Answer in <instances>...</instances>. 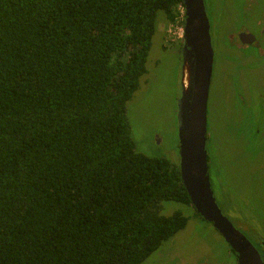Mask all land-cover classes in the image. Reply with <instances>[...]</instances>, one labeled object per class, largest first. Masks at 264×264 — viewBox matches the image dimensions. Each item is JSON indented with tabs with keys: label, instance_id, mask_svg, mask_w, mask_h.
<instances>
[{
	"label": "trees",
	"instance_id": "1",
	"mask_svg": "<svg viewBox=\"0 0 264 264\" xmlns=\"http://www.w3.org/2000/svg\"><path fill=\"white\" fill-rule=\"evenodd\" d=\"M183 10L0 0V264H141L186 226L161 213L192 207L179 165L138 151L126 114L158 12Z\"/></svg>",
	"mask_w": 264,
	"mask_h": 264
},
{
	"label": "rangeland",
	"instance_id": "2",
	"mask_svg": "<svg viewBox=\"0 0 264 264\" xmlns=\"http://www.w3.org/2000/svg\"><path fill=\"white\" fill-rule=\"evenodd\" d=\"M204 1L212 45L206 151L213 196L224 216L260 246L255 245L263 255L264 55L250 46L245 51L250 60L238 67L236 59L242 55L241 50L226 39L244 22V5L250 0ZM253 10L254 23H263L264 0H255ZM182 27L158 12L146 73L128 101L126 112L136 149L177 165ZM175 210L188 216L186 226L141 264H237L221 234L210 222L196 216L191 206L162 202V214Z\"/></svg>",
	"mask_w": 264,
	"mask_h": 264
},
{
	"label": "water",
	"instance_id": "3",
	"mask_svg": "<svg viewBox=\"0 0 264 264\" xmlns=\"http://www.w3.org/2000/svg\"><path fill=\"white\" fill-rule=\"evenodd\" d=\"M182 2V94L178 101L181 180L192 207L221 234L234 252L237 264H264V256L224 216L213 196L206 151L207 98L212 67L209 22L204 0Z\"/></svg>",
	"mask_w": 264,
	"mask_h": 264
},
{
	"label": "flooded vegetation",
	"instance_id": "4",
	"mask_svg": "<svg viewBox=\"0 0 264 264\" xmlns=\"http://www.w3.org/2000/svg\"><path fill=\"white\" fill-rule=\"evenodd\" d=\"M254 5H255V0H250V1L246 2V4L244 5L245 9L243 11L244 22L239 23V26L237 27L236 32H232L226 36V39H228L229 42H232L234 44V46H236V48L241 50L242 55L238 54L237 59H236V61L238 60V62H237L238 67L241 63H243V61L246 62V61L250 60L249 53H247V52L245 53V51L250 46L253 47L254 49H257L259 54L263 53V55H264V52L262 49V47H264V22L261 23L260 21L257 20L254 23L253 15L256 12L253 10ZM250 21H251V23H250ZM240 89L242 91V89H243L242 85L240 86ZM243 92L244 91H242V93ZM257 247L259 249H261L260 246H257ZM259 252L261 253L260 250H259ZM263 256H264V254H263Z\"/></svg>",
	"mask_w": 264,
	"mask_h": 264
},
{
	"label": "bare ground",
	"instance_id": "5",
	"mask_svg": "<svg viewBox=\"0 0 264 264\" xmlns=\"http://www.w3.org/2000/svg\"><path fill=\"white\" fill-rule=\"evenodd\" d=\"M184 82H186V77H187V71H186V68H185V71H184Z\"/></svg>",
	"mask_w": 264,
	"mask_h": 264
},
{
	"label": "built area",
	"instance_id": "6",
	"mask_svg": "<svg viewBox=\"0 0 264 264\" xmlns=\"http://www.w3.org/2000/svg\"><path fill=\"white\" fill-rule=\"evenodd\" d=\"M183 13H184V10H183ZM181 35H182V30H181Z\"/></svg>",
	"mask_w": 264,
	"mask_h": 264
}]
</instances>
